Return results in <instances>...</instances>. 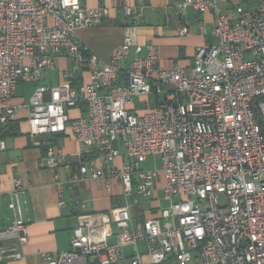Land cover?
Masks as SVG:
<instances>
[{
    "label": "built area",
    "instance_id": "built-area-1",
    "mask_svg": "<svg viewBox=\"0 0 264 264\" xmlns=\"http://www.w3.org/2000/svg\"><path fill=\"white\" fill-rule=\"evenodd\" d=\"M171 2L181 18L191 9L200 34L210 37L188 69L159 66L156 45L138 43L132 22L110 59H101L77 30L99 24L106 7L0 0V151L2 133L25 108L29 143L43 147L39 165L55 181L65 165L70 188L87 177L107 186L115 178L122 187L108 210L81 213L69 248L42 252L45 264H264V0ZM118 3L125 17H141L142 6L135 12ZM209 10L208 30L200 15ZM189 31L183 21L179 36ZM60 56L71 60L59 71L62 81L39 83ZM21 82L35 84L27 104L13 102ZM135 97L143 98L140 109ZM74 107L83 114L70 117ZM68 126L81 147L71 165L49 139ZM120 149L127 161L108 167ZM86 152L97 155L84 160ZM149 157H159L160 167L141 168ZM160 176L158 214L133 218L132 208L152 197ZM28 186L17 176L8 191L0 186L11 211L0 226V264L20 259L28 242L21 196ZM58 204H66L62 194ZM127 245L132 253L123 263Z\"/></svg>",
    "mask_w": 264,
    "mask_h": 264
},
{
    "label": "crops",
    "instance_id": "crops-1",
    "mask_svg": "<svg viewBox=\"0 0 264 264\" xmlns=\"http://www.w3.org/2000/svg\"><path fill=\"white\" fill-rule=\"evenodd\" d=\"M124 1L135 12L140 10L142 6V15L139 19L134 21V19L125 17L118 0H81V3L88 8L100 6L108 8L107 16L99 24L77 30V36L81 41L87 44L103 60H109L121 44L125 24L130 22L136 24L137 42L155 44L158 50V65L167 69L173 67L188 69L195 48L210 40L209 36L200 34L195 23V15L191 9L186 11L185 15L188 14L189 16L185 20L177 14L171 0ZM220 5L226 6L225 4ZM200 17L209 30L213 22L211 10L202 13ZM167 21L169 24L173 23V28L171 26L168 29L165 28ZM183 21L186 24L189 21L187 25L190 31L186 36H179L178 28ZM195 38L197 40L191 43L194 44L191 48L188 41ZM70 64V58L66 56L58 57L55 68L44 70L39 83L55 85L61 82L62 78L59 71L70 66ZM48 71L52 72L47 74ZM89 79V74L84 72L82 81H88ZM13 102L16 104L28 103L15 100L14 96ZM68 114L70 117H76L83 114V109L79 107L70 108ZM26 116L25 108L19 110L16 119L11 124L16 125L17 131L16 133H11V131L4 136L6 149L0 151V186L2 190L6 192L11 188L12 178L15 176L20 177L25 183L28 182L29 184L21 195L24 201V218L28 224V242L24 246V253L20 259L8 260L4 264H45L41 256L42 252H55L69 248L72 228L78 225L81 213L106 211L121 200V183L115 178H111L110 185L107 186L102 178L87 177L73 188H70L64 183L68 175V168L62 165L58 168L59 180L55 181L53 171L39 165V157L42 154L43 147H33L29 143ZM9 129L10 126L6 131H10ZM49 139L62 151L67 164H75L78 161L81 147L69 126L63 132L50 135ZM12 151H16V154L14 159L9 161L7 156ZM88 153L91 152H86V154ZM126 161L124 151L120 149V155L109 161L108 167L112 165L120 166ZM162 185L163 178L160 176L152 197L150 199L140 198L139 203L132 208L133 218L146 219L158 214L157 205L164 204ZM59 194H62L66 201L65 205L58 204ZM81 202L84 204V209L80 206ZM10 217L11 211L6 206V196L3 194L0 198V226L6 224ZM113 230L115 231V227H113ZM107 240L114 242L115 238L112 235ZM137 245L144 252V242L139 241ZM131 253V246L123 247L125 256V259L122 260L123 263L126 262Z\"/></svg>",
    "mask_w": 264,
    "mask_h": 264
},
{
    "label": "rangeland",
    "instance_id": "rangeland-1",
    "mask_svg": "<svg viewBox=\"0 0 264 264\" xmlns=\"http://www.w3.org/2000/svg\"><path fill=\"white\" fill-rule=\"evenodd\" d=\"M188 16L189 15L186 14L182 19L186 20V19H188ZM172 22H173V20H172ZM172 22L169 24V22L167 21L166 22L167 25L165 26V28L168 29V28H170V26H171V28H173V23ZM188 22H187V24H189ZM172 31H173V29H172ZM175 35H177V34H175ZM195 40H197V39L195 38L194 40L188 41V44H190L191 48L194 46V44H191V43H193ZM51 72L52 71H48L47 74L51 73ZM33 84L34 83H32V82H21V83H18L16 85V87H15L14 99L18 100L20 102H25V103L28 102V100L30 98V95L32 94V91H33V88H34ZM142 99L143 98H141V97H135L134 98V106L136 108H140L141 107ZM15 154H16V151L10 152L8 154V156H7V159L9 161L13 160ZM154 166L160 167L159 157H156V158L149 157L145 162L141 163V168H150V167H154Z\"/></svg>",
    "mask_w": 264,
    "mask_h": 264
},
{
    "label": "trees",
    "instance_id": "trees-1",
    "mask_svg": "<svg viewBox=\"0 0 264 264\" xmlns=\"http://www.w3.org/2000/svg\"><path fill=\"white\" fill-rule=\"evenodd\" d=\"M77 84V83H76ZM14 121V120H13ZM13 121H11L9 124H8V127L10 126V131H4L3 133H2V135L1 136H5L6 134H8L9 132H11V133H16V131H17V129H16V125H11V124H13ZM96 155V152H91V153H88V154H83V159L84 160H86V159H90V158H93L94 156Z\"/></svg>",
    "mask_w": 264,
    "mask_h": 264
}]
</instances>
